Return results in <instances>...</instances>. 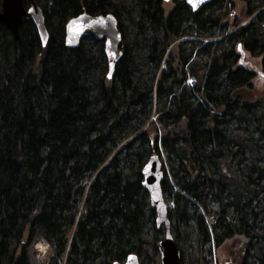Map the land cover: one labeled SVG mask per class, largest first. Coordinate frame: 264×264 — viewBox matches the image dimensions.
Returning <instances> with one entry per match:
<instances>
[{
  "label": "trees",
  "instance_id": "1",
  "mask_svg": "<svg viewBox=\"0 0 264 264\" xmlns=\"http://www.w3.org/2000/svg\"><path fill=\"white\" fill-rule=\"evenodd\" d=\"M33 1L45 44L31 18L18 39L0 25V264H160L154 155L181 264H216L237 238L238 264H264V95L236 96L254 78L242 52L264 69V0ZM83 13L116 20L110 80L103 40L64 42Z\"/></svg>",
  "mask_w": 264,
  "mask_h": 264
},
{
  "label": "water",
  "instance_id": "2",
  "mask_svg": "<svg viewBox=\"0 0 264 264\" xmlns=\"http://www.w3.org/2000/svg\"><path fill=\"white\" fill-rule=\"evenodd\" d=\"M24 1L28 4L27 10L24 9ZM163 1L165 3L184 2L192 12L199 10L211 2L210 0H194L196 6L193 7L192 3H189V0ZM23 18H31L34 21L41 43L45 44L46 31H44L42 13L37 8L35 2L33 0H1L0 25L7 28L15 39H18V28L22 24ZM64 30V42L70 49H76L80 41L88 37L104 41V53L106 63L108 64L106 76L110 80L113 76L116 62L120 57V49L122 47V40L115 18L110 15L90 16L83 13L69 20ZM142 168V187L147 192L150 209L155 214L154 224L157 229L163 230L164 238L159 243L160 264H181L179 250L176 248L174 238L172 237L166 203L163 200L161 190L163 179L159 158L155 155L152 156ZM124 262L123 264H139L134 254L128 256Z\"/></svg>",
  "mask_w": 264,
  "mask_h": 264
},
{
  "label": "rangeland",
  "instance_id": "3",
  "mask_svg": "<svg viewBox=\"0 0 264 264\" xmlns=\"http://www.w3.org/2000/svg\"><path fill=\"white\" fill-rule=\"evenodd\" d=\"M237 3L236 11L239 12L241 8L240 0H233ZM1 3V0H0ZM172 7V3L165 4V12H168ZM243 62L245 66L254 72L251 88H243L238 90L236 96L240 97L242 101L248 103H255L257 99L264 95V69L261 66V58H251L247 53L242 52ZM192 81V80H191ZM192 84L194 85L193 81ZM244 248V240L237 238L226 241L221 248L215 253L216 264H238L241 259V254ZM35 256V254H34ZM47 258V257H46ZM36 259V258H35ZM46 259L43 261L45 262Z\"/></svg>",
  "mask_w": 264,
  "mask_h": 264
},
{
  "label": "built area",
  "instance_id": "4",
  "mask_svg": "<svg viewBox=\"0 0 264 264\" xmlns=\"http://www.w3.org/2000/svg\"><path fill=\"white\" fill-rule=\"evenodd\" d=\"M188 83L192 85L191 80H189ZM46 249H47V245L42 241H38V243L34 245V250L36 251V258L38 260L43 259L47 255Z\"/></svg>",
  "mask_w": 264,
  "mask_h": 264
},
{
  "label": "snow or ice",
  "instance_id": "5",
  "mask_svg": "<svg viewBox=\"0 0 264 264\" xmlns=\"http://www.w3.org/2000/svg\"><path fill=\"white\" fill-rule=\"evenodd\" d=\"M189 3H192L193 7L196 6V4L194 3V0H189Z\"/></svg>",
  "mask_w": 264,
  "mask_h": 264
},
{
  "label": "bare ground",
  "instance_id": "6",
  "mask_svg": "<svg viewBox=\"0 0 264 264\" xmlns=\"http://www.w3.org/2000/svg\"><path fill=\"white\" fill-rule=\"evenodd\" d=\"M23 19H25V18H23Z\"/></svg>",
  "mask_w": 264,
  "mask_h": 264
}]
</instances>
